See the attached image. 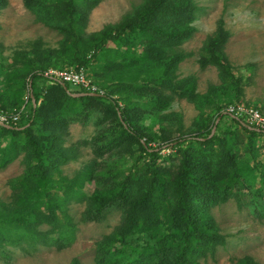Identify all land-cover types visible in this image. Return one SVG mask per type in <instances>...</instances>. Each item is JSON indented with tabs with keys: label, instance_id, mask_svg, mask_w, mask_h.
<instances>
[{
	"label": "trees",
	"instance_id": "obj_1",
	"mask_svg": "<svg viewBox=\"0 0 264 264\" xmlns=\"http://www.w3.org/2000/svg\"><path fill=\"white\" fill-rule=\"evenodd\" d=\"M36 1L25 0V4L34 9L49 0ZM60 1L56 15L66 23L78 46L87 14L98 0ZM201 11L194 0H143L118 23L103 27L91 50L85 51L83 47L76 50L71 58L73 69L86 72L99 51L114 52L120 59L119 64L126 69L150 66L159 72L151 77L156 79L144 80L146 82L138 85L137 90L132 89L134 93L151 90L150 85L155 89L163 87L170 82L168 72L182 56L170 55L160 64V54L165 50L173 52L192 37L195 32L192 24ZM228 39L229 33L219 19L215 32L207 38L201 64L216 68L238 89L241 81L235 79L224 60L223 49ZM109 43L114 44L113 51L108 49ZM45 71L40 69L30 74V111L19 114L14 124L0 125V170L20 155L25 166L20 179L11 183L12 205L7 209L0 202V255L6 256V245L23 250L24 243L34 247L53 242L62 248L74 241L76 229L67 213L68 204L86 198L82 190L92 176L88 171L70 180L60 176V166L76 158L73 148L63 147L62 135L64 122L75 114L89 111L87 118L95 112L99 123L108 119L116 123L112 133L117 132V136L108 139L104 148L113 145L134 148L138 152L135 162L144 161L142 166L132 165L118 185L106 192L95 191L88 198L87 221L102 222L112 210L122 214L120 223L98 243L95 263L199 264V260L213 256L226 240L218 231L211 209L226 203L233 189L235 196L243 190L252 191L256 182L255 167H250L247 159L239 155L240 152L250 154L254 160L256 140L264 136V131L231 116L247 135L245 144L232 134H227L228 137L212 134V129L171 140L165 147L175 153L177 163L173 170L159 164L162 149L150 146L153 139L147 127L131 114L139 106L145 109L149 106L135 103L121 108L109 93L89 95L79 88L69 93L66 83L51 84L43 89L39 82L47 81L43 77ZM18 84L19 81L9 79L6 83L0 82V111L19 109L12 99L18 95L19 91L15 93ZM181 85L182 96L193 95L191 83ZM132 91L124 89L122 93ZM82 93L86 96H73ZM149 101L157 106L160 102L156 98ZM227 106L229 104L217 107L219 121L230 116L224 113ZM218 126L216 124V128ZM260 192L259 187L252 193ZM43 225L48 229L42 231ZM53 235L56 238L51 239ZM71 264L80 262L75 258ZM237 264L258 263L245 257Z\"/></svg>",
	"mask_w": 264,
	"mask_h": 264
},
{
	"label": "rangeland",
	"instance_id": "obj_2",
	"mask_svg": "<svg viewBox=\"0 0 264 264\" xmlns=\"http://www.w3.org/2000/svg\"><path fill=\"white\" fill-rule=\"evenodd\" d=\"M42 2L40 6L30 9L25 0H0V82L6 83L8 79L19 81L15 91H19L18 95L12 98L19 109L12 112L4 109L10 114L30 111L28 80L31 73L40 69H73L75 66L71 58L76 50L81 47L85 51L91 50L103 27L118 23L123 16L139 7L143 0H98L87 14L78 46L66 23L56 15L60 11L61 1ZM194 2L202 11L192 24L195 28L192 37L173 52L165 50L159 53L160 64L170 55L182 56V60L168 72L170 82L163 87L155 89L150 85L151 90L134 93L132 89L137 90L143 82L156 79L151 77L159 72L150 66L126 69L119 64L120 59L115 57L114 52L107 54L99 51L86 71L87 78L109 93L121 108L135 103L149 106L148 109L139 106L131 114L147 127L148 135L153 139L150 146L162 149L159 164L170 166L173 170L177 163L175 153L165 147L171 140L188 138L198 131L206 132L215 127L214 133L221 137L232 134L242 139L244 144L247 142V135L231 116L217 122V107L239 105L264 113V0ZM219 19L229 33L223 55L235 79L241 81L238 89L229 79L223 78L216 68L201 64L205 57V43L215 32ZM107 47L112 51L115 49L112 43ZM188 82L193 86V95L182 96L181 83ZM39 85L44 89L51 84L44 80ZM68 87L69 93L78 90L70 84ZM124 89L133 93H122ZM151 98L159 99V105L149 101ZM88 113L71 116L70 121L64 122L62 135L63 147L73 148L76 158L60 166V176L70 180L84 171L92 176L82 190L86 198L68 204L67 213L76 229L74 241L62 248L53 242L35 244L34 247L24 243L23 250L6 245V256L0 255V264H71L75 258L80 264H96L98 243L120 223L122 214L115 210L108 212L102 222L87 221L85 212L88 198L95 191L106 192L118 185L132 165L142 166L144 161L135 162L138 152L134 148L125 149L115 145L104 148L108 139L117 136V132L112 133L116 123L111 119L99 123L95 112L87 118ZM216 124H219L218 128ZM255 144L254 160L250 154L240 152L239 155L247 159L250 167H255L256 182L252 185V191L243 190L235 196L233 189L226 203L211 209L218 231L226 241L213 256L199 260V264H237L245 257L264 264V136L257 138ZM22 158L20 155L0 170V202L7 209L14 200L11 183L24 173ZM165 158L170 161L164 162ZM259 187L261 192L253 194ZM40 229L45 231L48 226L43 225ZM52 238H56V235Z\"/></svg>",
	"mask_w": 264,
	"mask_h": 264
},
{
	"label": "built area",
	"instance_id": "obj_3",
	"mask_svg": "<svg viewBox=\"0 0 264 264\" xmlns=\"http://www.w3.org/2000/svg\"><path fill=\"white\" fill-rule=\"evenodd\" d=\"M43 77L50 84L66 83L75 86L89 95L104 96L105 92L87 78L84 69L70 70H47ZM224 113L237 119H242L247 125L264 131V114L256 108L229 105L224 109ZM19 114H10L0 111V125L14 124L18 120Z\"/></svg>",
	"mask_w": 264,
	"mask_h": 264
},
{
	"label": "water",
	"instance_id": "obj_4",
	"mask_svg": "<svg viewBox=\"0 0 264 264\" xmlns=\"http://www.w3.org/2000/svg\"><path fill=\"white\" fill-rule=\"evenodd\" d=\"M73 96H75V97H84V96H86V94H74ZM218 120L219 119H217V122H218ZM214 131H215V127L212 129V134L214 133Z\"/></svg>",
	"mask_w": 264,
	"mask_h": 264
}]
</instances>
